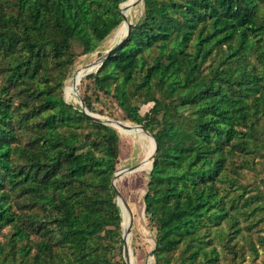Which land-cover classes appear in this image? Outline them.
<instances>
[{"label": "trees", "instance_id": "obj_1", "mask_svg": "<svg viewBox=\"0 0 264 264\" xmlns=\"http://www.w3.org/2000/svg\"><path fill=\"white\" fill-rule=\"evenodd\" d=\"M123 1L0 0V264H118L119 135L62 89ZM81 86L88 111L115 104L157 141L143 196L154 264L176 251V264L244 263L238 236L264 221V195L238 171L264 156V0H143Z\"/></svg>", "mask_w": 264, "mask_h": 264}, {"label": "rangeland", "instance_id": "obj_2", "mask_svg": "<svg viewBox=\"0 0 264 264\" xmlns=\"http://www.w3.org/2000/svg\"><path fill=\"white\" fill-rule=\"evenodd\" d=\"M142 9H143V3H138V5L136 6V14L129 22L133 23L139 21V19L141 18ZM123 22L124 21H122L121 24ZM111 33L97 47V49L94 52L78 56L71 69V73L68 78H70L75 72H78L80 69L82 70L86 69L87 67L85 65L93 63L97 58H99L102 54H104L108 49L114 47L117 44V42L121 40L120 38L117 41L113 42V40H111V38H113V36H111ZM96 70L97 67L94 68L92 71H96ZM89 72L91 71L84 72L83 76ZM78 85H77V89L74 90L75 92L78 91V95L81 97V92H83V87L81 86L79 88ZM64 90H65V83L62 89V95L65 101L67 103L78 104V96L75 95V93H73L72 97L70 99H67L64 95ZM150 105L151 104L142 105L140 107V113L143 115L149 109ZM94 107L96 110L94 114L100 120L105 121L107 118H111L114 121L120 120L121 121L120 124L136 125L135 123L125 120L124 113L121 111V109L117 108L115 104H113L112 107L114 110H116L113 116H109V111H107L105 107L102 106L101 104L94 102ZM100 111L102 113H98ZM116 123L118 124V122ZM113 128L117 131L119 135V151H120L118 162L116 165V170L114 171V173L117 171L126 170L134 165L135 166L139 165L141 160L144 158V145L149 141L148 137L145 135V137L142 140H140L138 138H135L132 134L126 132L120 126H116ZM262 152L264 154V150ZM251 160L252 161L249 167H240V169H238L239 173L241 174L240 183L244 186L250 185L251 188L255 190V192L257 191L264 195V156L261 157L260 155H258L251 158ZM151 168H152V163L150 164V166L148 165L144 168H137L135 170L127 171V172L121 171L123 173L122 176L118 180H115V185L117 189L119 190L123 200H125L127 204L130 206L133 214V223L131 226V230L129 232L128 245H127L128 249L130 250L128 254L130 264H154V258L153 255L150 254V252L154 248L155 229L152 223L149 222L144 212V201H143L146 180H147V173L151 170ZM162 169L167 170L168 168L162 167ZM261 214H262L261 212H257L256 218L260 217ZM125 220L127 221V216ZM122 230L123 228L121 227V234H122ZM7 231L8 228L4 229L2 232L6 233ZM243 233L245 234V239L239 238V236L238 239L241 243L246 244L247 256L245 258L244 263H240V264H264V244H261L259 240V236H264V221L259 222L257 226L250 231L243 230ZM250 240L257 246V250H258L257 256L253 254H249L248 243ZM177 256L178 254L176 251L172 255V262L170 264L177 263ZM113 259L118 264H120L121 261H124L125 264L122 244L121 247L118 246L114 250ZM222 261H223L222 264H227V261L225 260Z\"/></svg>", "mask_w": 264, "mask_h": 264}, {"label": "bare ground", "instance_id": "obj_3", "mask_svg": "<svg viewBox=\"0 0 264 264\" xmlns=\"http://www.w3.org/2000/svg\"><path fill=\"white\" fill-rule=\"evenodd\" d=\"M138 3H141V2L139 0H128L127 3L121 4V8H122L123 13L126 16V19L123 20L124 22L122 24H120L111 33V36H113V38H111V40H113V42L117 41L118 39L122 38L125 35V33L128 29L129 21L132 20V18L136 14V6L138 5ZM94 68H96V66L92 65L91 67L88 66L86 69L83 68L84 70L80 69L78 72H75L70 78H68L65 81L64 95L67 99H70L72 97L73 93H75V90L77 89V85L79 84L80 79L83 76L84 72L92 71ZM72 100H73V98H72ZM110 125H111V127L120 126L126 132L132 134L135 138H138L140 140H142L145 137V135L148 137L149 141L144 145V158L141 160L139 165H137L138 166L137 168L146 167L147 163L150 162L149 156L153 150V141L149 138V136L146 134V132H144V130H142L138 125H134V124H131V125L120 124V123L117 124L115 121H113ZM122 174L123 173L121 172L120 175H118V177L115 178V180H118L122 176ZM117 200L120 203L121 216H122L121 222H122L123 229L125 230L127 227V224H128L129 214H128V211L125 207V204L123 203V198H122L121 194L117 196ZM126 216H127V221L125 220Z\"/></svg>", "mask_w": 264, "mask_h": 264}, {"label": "water", "instance_id": "obj_4", "mask_svg": "<svg viewBox=\"0 0 264 264\" xmlns=\"http://www.w3.org/2000/svg\"><path fill=\"white\" fill-rule=\"evenodd\" d=\"M127 1H128V0H125V1H123L121 4H125V3H127ZM139 1H140L141 3H143V0H139ZM121 4H120L119 8H120L121 14H122V16H123V20H125V19H126V16H125V14H124L123 11H122ZM131 24H132V22H129V23H128V29H127L125 35L121 38V40H120L119 42H117V44H116L114 47L108 49L104 54H102V55H101L99 58H97L93 63H91L93 66H96V67L98 68V67L101 65V63H102L105 59H107V58L113 56V55L119 50V48H120L121 45L124 43L125 39L127 38L128 34H129V26H130ZM91 64H88V65H85V66H86V67H88V66L91 67V66H92ZM86 74H87V73H86ZM75 95L78 96V104H79V106L81 107V110H82L85 114L89 115L91 118H93V119L96 120V121H99V122H101V123H103V124H106V125L111 126L110 124L114 121L113 119H111V118H107L105 121L98 119L94 113H92V112H90V111L87 110V108H86V106H85V104H84L83 99L78 95V91L75 92ZM115 121L118 122V123H121L120 120H115ZM136 125H138L142 130H144V132H146V134L149 136V138L153 141V150H152V152H151V154H150V156H149V161H150V163H152V160H153L154 154H155V152H156V150H157V141H156L155 138L150 134V132H149L148 130H146L141 124H136ZM137 167H138V166H135V165H134V166H131L130 168H128V169H126V170H121V171H122V172H123V171H126V172H127V171H132V170H135ZM120 173H121L120 171L115 172V173L113 174V179L111 180V185L113 186V189H114L115 192H116V196L120 195V192H119V190L117 189L114 180H115L116 177H118V175H120ZM116 203H117V205H118V207H119V209H120V203H119V201H118L117 199H116ZM123 203L125 204V207H126V209H127V211H128V214H129V220H128V224H127L126 229H125V230H124V229L122 230V234H121L122 248H123V255H124V259H125V264H130V262H129V257H128V254H129V251H130V250L128 249V246H127V245H128L129 232H130V230H131V226H132V223H133V214H132V210H131L130 206L127 204V202H126L125 200H123ZM120 212H121V209H120ZM121 218H122V216H121ZM121 227L123 228V226H122V222H121ZM150 254L152 255V251L150 252Z\"/></svg>", "mask_w": 264, "mask_h": 264}]
</instances>
